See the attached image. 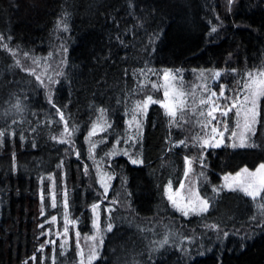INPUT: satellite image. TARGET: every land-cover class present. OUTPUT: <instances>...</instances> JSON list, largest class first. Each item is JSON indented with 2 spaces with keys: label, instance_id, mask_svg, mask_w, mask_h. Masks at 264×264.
I'll return each instance as SVG.
<instances>
[{
  "label": "trees",
  "instance_id": "trees-1",
  "mask_svg": "<svg viewBox=\"0 0 264 264\" xmlns=\"http://www.w3.org/2000/svg\"><path fill=\"white\" fill-rule=\"evenodd\" d=\"M0 37V264H78L77 240L61 247L51 218L67 214L90 235L93 204L103 237L93 264H264V198L213 192L224 173L264 162V97L245 147L192 146L196 131L171 125L160 104L137 116L142 136L130 139L129 129L137 102L163 98L165 70H179L182 86L219 70L215 88L234 96L264 69V0H0ZM33 60L46 64V86ZM56 109L74 130L71 145L58 142ZM97 123L106 131L89 137ZM181 139L188 146L174 147ZM185 157L203 160L191 175L210 199L200 215L184 216L167 199ZM100 172L113 178L106 195Z\"/></svg>",
  "mask_w": 264,
  "mask_h": 264
},
{
  "label": "snow or ice",
  "instance_id": "snow-or-ice-1",
  "mask_svg": "<svg viewBox=\"0 0 264 264\" xmlns=\"http://www.w3.org/2000/svg\"><path fill=\"white\" fill-rule=\"evenodd\" d=\"M232 0H229L231 3ZM66 27V26H65ZM212 31L215 32L216 28H212ZM2 39V37H0ZM27 55V53H25ZM17 63H19L17 61ZM34 64H38V61L33 60ZM235 72V70H232ZM33 75H35V79L39 81L42 86H46L45 80L42 79L41 75H36L33 70ZM141 75L146 76L147 74L143 71ZM213 79H218L221 76V72L216 71L211 73ZM200 78L202 83L196 85L190 90H184L182 86L177 87L176 82L178 80H182V77L179 76V70L175 73L171 70H165L162 73V79L164 83L160 85L163 87V98L160 100H155L151 95L146 96L143 100L136 103L133 112L132 118L129 121V129L135 127V131L130 137V139L135 140L138 137L142 136V124L137 119L138 115H146L147 109L151 104H160V106L165 110L164 114L170 120V124L178 127H182L185 123H195L196 126L200 127L204 131V135L197 133L195 136L191 137L192 146L198 147L200 149L204 148H218L221 146L223 142V134L228 131L227 120L221 119L226 118L229 112L235 110V114L237 117L241 116L243 112V124L241 125L239 120L237 121V128H240L241 131L238 133L237 131H232L231 136L233 138H239V145L233 143L230 145L231 147H245L247 146L246 141L248 139L249 134L255 135V124H256V116H257V103L258 100L264 97V69L259 70L258 72H249L245 79V82L240 87V89L236 92L234 96L225 95L226 86L220 85L219 94L216 91H212L206 81L204 80V72L201 71ZM49 81L52 83H58V81H51L49 77ZM141 86H147L144 81H141ZM151 87L157 88L158 86L155 83H151ZM197 88L201 89V94H197ZM206 94V95H205ZM226 101V103L221 104L220 101ZM51 102V101H50ZM55 108V105H53ZM104 110H101L103 114ZM57 115L59 116V120L63 123V132L61 133V138L58 140L59 143L69 144L73 143L72 135L74 130H70L68 127V122L65 120L64 113L59 109H56ZM179 114V118H178ZM188 119H185V117ZM192 117L196 119L193 121ZM216 121V124L212 122ZM107 127H111L110 124ZM98 131H106L105 127H101L99 123L93 125L90 132L89 137L97 135ZM4 133L0 132V136H3ZM56 139V137H53ZM117 145L119 141L116 142ZM188 146L187 139H181L176 142L173 146ZM97 144H91V151L94 153ZM171 149H169L170 151ZM114 153H106V155H113ZM123 155H129L127 150H124ZM78 156L79 153H76ZM202 155V153H201ZM95 159L94 155L92 156ZM132 164H142L143 160L139 157L131 158ZM186 171L184 173L185 178L188 177V174L192 171V165L195 162L203 164L202 159L197 158H189L185 157ZM99 167V165H97ZM85 172H87V167L85 166ZM203 175V173H201ZM111 176L107 177V180L104 176L100 177V184L103 187L104 194L106 195L108 192V180H111ZM225 183L220 187L213 188V192L219 193L224 188H227L231 191H239L243 195L251 198L253 201H260L261 198H264V164H260L256 171H249L247 168L242 169L240 172H237L235 176L228 174L224 177ZM180 189H184L185 185L182 182L180 184ZM189 197L185 201V198L180 196L179 191L173 194L172 185L169 182L167 186V199L171 202L172 206L177 209L182 215L188 216L191 214L200 215L206 213L209 210V200L202 198L198 193H192L191 188H189ZM63 207L67 208V193L66 191L63 193ZM51 207H56V198L54 192L51 194ZM41 199L43 196L41 195ZM115 203V201L113 202ZM259 207L264 210V202L259 203ZM99 208V204H93L91 206V210L93 215V227L95 229V235L88 236L86 239L90 242L89 251L87 255L84 253L82 248H79V231L76 232L77 236V248L79 262L78 264H93V261L98 258V249L103 245V237L101 234L100 227V217L97 209ZM112 209H107L108 213H111ZM43 214V212H42ZM56 217L51 218V222H56ZM74 223L71 220H68L67 215L65 214V227L63 229L62 235L64 237L68 236L69 228L68 224ZM43 227V225H40ZM212 228H217L216 225H212ZM114 228L112 223H108L106 225V231L111 232ZM49 232L51 229L48 230ZM47 235V233H45ZM227 236V233H224ZM48 243L55 244V240H50ZM163 244L167 243V239H165ZM65 244H67V239H65ZM63 247V245H61ZM40 251H43V245H41ZM35 259V257H32Z\"/></svg>",
  "mask_w": 264,
  "mask_h": 264
},
{
  "label": "rangeland",
  "instance_id": "rangeland-1",
  "mask_svg": "<svg viewBox=\"0 0 264 264\" xmlns=\"http://www.w3.org/2000/svg\"><path fill=\"white\" fill-rule=\"evenodd\" d=\"M34 66L36 67V70H37L38 73H39L38 75H42L43 73H45V72L47 71V66H46V64L39 63V64H35ZM35 67H34V68H35ZM171 71H172V70H171ZM217 71H219V70H217ZM258 71H259V70H256V71H253V72H258ZM203 72H204V80L206 81L208 87H209L212 91H216L217 94H219V91L215 88V86H216V83H218L220 77H219L218 79H213L212 76L209 75V74H210L209 72H206V71H203ZM215 72H216V71H215ZM219 72H221V71H219ZM200 73H201V71L198 72V74H197L195 80H194V81H191L190 84H187L186 86H182V85H180V84L178 83V81H177V82H176V86H177V87L182 86V88H183L184 90H190V89H192V88L195 87L196 85H199V84L202 83V80H201V78H200ZM163 83H164V81H163V79H162V84H163ZM196 90H197V94L200 95V94H201V89L197 88ZM205 95H206V94H205ZM225 95H228V92H227V91H225ZM259 101H260V99L258 100V103H257V116H258V106H259ZM220 103H221V104H224V103H226V101H223V100H222V101H220ZM233 111H235V110H233ZM230 113H232V112H229V113H228V116H227L226 118H221V119H226V120H227V126H228V131H227V132H224V134H223V142L221 143V145L225 144V143L227 142V140H229V142H230L231 145H232L233 143H236L237 145H239V138H238V137L233 138V137L231 136V133H232V131H237L238 133L241 131L240 128H237V121L239 120L240 124H241V125L243 124V112L241 113V116H240V117L235 116V118H234V122H233V125H232V126H233L232 128L230 127V125H231V123H230ZM178 115H179V114H178ZM257 116H256V118H257ZM185 119H188V117L186 116ZM195 119H196L195 117H192V120H193V121H194ZM212 123H213V124H216V121H213ZM185 124H186L185 127H186V126H187V127H186V129H185V127H183V130H184V131L190 132V131H192V130H195L196 133H199V134H201V135H204V131H205V130H202L200 127L196 126L195 123H185ZM247 140H248V139H247ZM246 144H247V141H246ZM239 147H240V146H237V147H234V148H239ZM260 164H264V162H262V163H260ZM260 164H258V165L255 166V167L244 166V167L240 168V169L237 170V171L224 173V174L222 175V178H221V180H222V185L225 183V181H224V177H225L226 175L231 174V175L235 176L237 172H240V171H241L242 169H244V168H247L249 171H256V169L259 167ZM192 171H193V165H192ZM192 171L188 174V177H187V178H185V176H184V179L181 181V183L183 182L184 185H185V188H184V189H180V187H179L180 185H179L178 187H174V186L172 185V191H173V194H175L177 191H179L180 196L184 197V198H185V201H186V200L188 199L189 195H190V193H189V188H191L192 193H198L199 196H201L202 198L208 199V200H209V204H210V199L207 198L206 196H204L203 193L201 192V190H199V186H198V182H197V180H195L194 178H191V177H192L191 175H194ZM101 176H104L105 179L107 180V177H108L109 175L106 174V173L100 172V177H101ZM194 176H195V175H194ZM194 176H193V177H194ZM111 177H112V176H111ZM112 179H113V178H111V180H108V181H107V183H108V185H109V187H108V192L110 191V188H111V181H112ZM181 183H180V184H181ZM108 192H107V193H108ZM66 215H67V214H66ZM67 218H68V220H71V219H69V216H68V215H67ZM71 221L74 222V220H71ZM75 225H76L75 222L72 223V224H68V225H67L68 228H69V233H68V236H67V237H64V236L62 235V233H63V229H64V227H65V217H64L61 223L59 222V220H56V222L54 223L53 230H52L51 232H52L53 234H55V236L58 237L59 240H61V245H66V244H65V239H67V242H68V240L71 238V236H74L75 240L78 239L77 236H76V232H77V230H76V228H75ZM91 235H95V229H94V232H93L92 234H90V235H86V236H84V235H81V234H80V236H79V242H80V243H79V248H82L83 251H84V253H85L86 255H87V253H88V251H89V244H90V242H89L86 238H87L88 236H91Z\"/></svg>",
  "mask_w": 264,
  "mask_h": 264
}]
</instances>
